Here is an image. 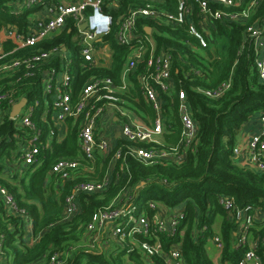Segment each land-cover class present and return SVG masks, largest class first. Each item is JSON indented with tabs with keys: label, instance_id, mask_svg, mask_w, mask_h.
Wrapping results in <instances>:
<instances>
[{
	"label": "trees",
	"instance_id": "obj_1",
	"mask_svg": "<svg viewBox=\"0 0 264 264\" xmlns=\"http://www.w3.org/2000/svg\"><path fill=\"white\" fill-rule=\"evenodd\" d=\"M136 1L121 0L116 8H104V12L112 16L113 23L110 33L102 39L112 52L109 68L88 66L77 54V47L72 41L76 32L66 28L57 36L19 51H14L13 43L4 39V57L0 60V69L15 60L30 58L54 47H64L73 53L72 102L77 100L82 85L90 76L109 78L118 85L121 83V71L130 54V46L118 45L114 35L120 17L127 12L125 10L144 5ZM249 1L246 0L247 3ZM17 2L20 0H0V33L7 27L24 31L33 23L28 18L32 8L17 14L13 12ZM156 5L157 9H166L172 13L175 11V0H164V3ZM242 6L240 9L244 8ZM252 24L264 29V0L250 14L246 23L226 26L216 24L212 34L216 39L215 46L213 49L200 50L199 56L184 43L188 38L184 26L159 24L152 19L137 20L138 34L145 35V27L154 29L152 37L156 53H171L175 92L183 89L190 114L198 126L194 145L182 163L144 165L130 157L108 163L113 150L124 144L117 139L107 156L96 157L93 174L56 187L55 178L48 175L49 169L59 158L73 160L80 155L77 146L79 120L68 119L65 139L61 143H52L50 148H41L38 163L24 166L18 162L24 146L21 140L22 137L29 138L30 133L16 128L7 115L1 117L0 183L7 188L26 216L9 214L0 199V264H47L53 254H59L65 264H162L157 257L145 258L135 247L128 250L115 243L102 251L79 247L84 240L85 227L94 214L109 206L118 194L129 190L132 204H137L143 211L148 201L157 202L169 211L183 208L184 216L175 236L169 239L162 237L161 240L165 242V249L169 244L180 243L184 264H214L206 245L213 235L212 229L217 218H220L218 234L223 242L220 262H238L246 248L237 246V224L227 219L226 211L217 200L219 196H230L240 207L250 205L264 210V173L243 167L231 159L241 126L253 114L264 113V84L257 79L252 43L246 31V27ZM190 40L195 44V40ZM51 66L57 67L58 59L46 67ZM193 71H199L201 75L194 76ZM25 73L24 67L13 72L0 71V92L15 88L16 97L25 98L29 104L37 100L40 106L43 103L50 106V99L43 95L41 89L42 73L34 70L26 78ZM227 80H230V89L216 100L207 98L196 89H211ZM130 91L132 89L127 94ZM175 92L172 98L161 95L165 102L164 113L168 116L164 123L168 130L163 136L164 147L176 145L179 140ZM128 102H131L130 98ZM136 106L151 114L152 108L146 107L142 101ZM40 111L34 115L33 121L45 133L47 127L40 123ZM48 117L50 120V115ZM137 146L148 147L145 144ZM107 167L111 174L109 187L101 193L79 196L77 215L68 222H61L63 199L71 185L77 181L99 180L105 175ZM203 228L205 230L202 232ZM253 231L259 240L262 237L259 225ZM257 251L262 256L261 264H264V248L260 242Z\"/></svg>",
	"mask_w": 264,
	"mask_h": 264
},
{
	"label": "built area",
	"instance_id": "obj_2",
	"mask_svg": "<svg viewBox=\"0 0 264 264\" xmlns=\"http://www.w3.org/2000/svg\"><path fill=\"white\" fill-rule=\"evenodd\" d=\"M175 2L173 13L154 9L150 5L125 12L120 17V24L114 35L118 45L130 46V54L120 74L121 83L117 85L109 78L90 76L82 85L75 102H72L70 92L73 79L71 75L73 53H68L64 47L61 49L54 47L30 58L15 60L0 69V71L13 72L24 67L25 78L31 76L30 72L34 70H45L46 74L41 79V89L43 95L51 102L49 107L53 127L48 131L49 137L55 135L56 126L65 125L68 119L79 120L78 142L81 157L73 160L59 158L53 163L48 175L55 178L57 186L62 187L68 181L93 174L96 157H105L112 151V146L105 137L107 135L100 128V122L107 108L113 109L121 122L119 140L124 143L113 150L108 163L126 157L144 165L185 161L198 134L197 123L190 114L183 89L175 92L171 53L169 51L156 53L151 50L147 54L145 43L148 42L153 46L151 36L137 34L136 22L144 18L164 25L184 26L188 36L184 43L187 46L191 45L193 50L206 49L214 41L212 34L215 32L216 24L226 26L232 23H246L261 0H250L243 9H240L242 0H175ZM114 5L113 0H67L52 3L45 0H20L15 6L20 10L14 8L15 14L41 6L45 17L34 21L24 31L11 27L5 29L4 39L13 43L14 51H19L36 46L70 28L76 32L72 41L77 47L79 57L88 66L101 68L104 62L111 58V53L108 50L103 51L101 63L95 59V53L107 45L102 39L110 33L113 24L112 16L105 13L104 8L109 9ZM83 23H86V27L80 30ZM246 31L252 43L257 79L264 84V29L252 24L246 27ZM189 38L195 40L196 46ZM2 41L0 40V60L4 57ZM54 59H58V66L45 68ZM192 74L201 75L199 71H193ZM131 77L134 79L132 88L136 87L140 97L152 108L155 115L149 126H140L133 122L117 97V91L128 92L130 87L127 83ZM230 87V80H227L211 89L202 87L196 89L207 98L216 100L221 98ZM174 92L177 95L175 107L180 126L179 140L176 145L164 147L160 140L164 130L161 95L172 98ZM18 101L15 88L0 92V119L7 115L16 128L30 133L29 138L22 137L25 143L18 162L24 166L35 165L38 163L41 148L47 145L43 141L42 131L32 120L40 104L37 101L32 104L26 103L11 119L9 113ZM137 144H145L148 147H139ZM232 151L233 157H240L245 167L264 173V113L259 116L258 132L247 138L246 149L241 151L233 148ZM108 168L99 180L77 181L71 185L69 193L63 199L61 222H68L77 215L79 196L101 193L109 187L111 174ZM0 199L9 214L26 216L25 211L18 207L13 196L1 183ZM131 200L130 190L123 191L109 206L95 213L85 227L84 240L79 247L102 251L115 243L128 250L138 248L145 258L157 257L162 264H184L180 243L169 244L165 249V242L161 240L162 237L169 239L175 236L184 216L183 208L169 211L157 202L148 201L143 211L137 204H132ZM217 202L226 211L227 219L237 224L235 232L237 246L246 248L242 258L234 264H261L262 256L257 248L259 242L264 248V210L250 205L240 207L230 196H219ZM149 212L151 215H148ZM257 225L262 233L259 240L255 238L253 231ZM204 230L205 228L202 232ZM209 241L220 255L223 242L218 232H214ZM1 254L2 236L0 235ZM47 264L65 263L59 254H53Z\"/></svg>",
	"mask_w": 264,
	"mask_h": 264
},
{
	"label": "crops",
	"instance_id": "obj_3",
	"mask_svg": "<svg viewBox=\"0 0 264 264\" xmlns=\"http://www.w3.org/2000/svg\"><path fill=\"white\" fill-rule=\"evenodd\" d=\"M67 0H45V2H48V3H52V2H66ZM82 1V0H80ZM114 1V7H111L109 8L108 10L112 9V8H116L119 6V3H121V0H113ZM132 1H135V0H132ZM243 1V6L245 8V5L247 4L246 0H242ZM139 5L143 4L142 6L140 7H144L145 5H150L152 8L154 9H157V5L156 4H161V3H164V0H137L136 1ZM137 5V4H136ZM175 6H176V2H175ZM138 7V8H140ZM16 10H20V8H15ZM14 9V10H15ZM158 9H161V8H158ZM31 10V13L29 15V19L34 22L38 19H42L45 17V13H44V9L41 7V6H37L35 8H32ZM131 9L128 8V10H125V11H130ZM133 10V9H132ZM163 10H166V9H163ZM20 12H25V11H20ZM29 27V26H28ZM7 28H10V27H7ZM6 29V28H5ZM3 29V32L0 33V40H4L5 38V34H4V30ZM17 29V28H16ZM19 31V29H17ZM154 31V29H151V28H148V27H145V35L146 36H151V40H152V45H150L148 42L145 43V49H146V52L147 54L153 50V52H156V45H155V42L153 40V37H152V32ZM184 32H185V27H184ZM136 33H137V28H136ZM186 33V32H185ZM138 34V33H137ZM140 35V34H139ZM187 35V33H186ZM188 37V36H187ZM188 39V38H187ZM190 39H193V38H189ZM194 40V39H193ZM194 44V43H193ZM216 44V39H214L213 43H211L207 48H210V49H213V47L215 46ZM196 46V42L194 44ZM189 47L191 48L192 51L198 53L199 56L200 55V48H197L195 50H193L192 46L189 45ZM103 48V49H102ZM206 48V49H207ZM105 50H108L110 53L111 50H110V47L108 45L106 46H103L101 47L96 53H95V59L99 61V63H101L102 61V56H103V51ZM160 52H163V51H160ZM206 57V56H205ZM111 66V58L108 60H106L104 62V65L101 66L103 68H109ZM48 68V67H46ZM45 71V70H44ZM43 69H41V73H42V76H45L46 72H44ZM128 86L130 87V89H132V91H130V94H127V93H124V92H121V91H117V97L118 99L120 100L121 102V106L122 108L130 115V117L132 118V121L135 122L136 124L140 125V126H149L151 125L152 121H153V118H154V113H153V110H151V114L147 113V111H145L143 108H140L138 106H136V104H139L140 101H142L146 107H149L151 108L141 97L140 95L138 94V92L136 91V87L134 86L132 88V85H134V80H130L128 81ZM129 89V90H130ZM128 90V91H129ZM128 98H130V101L131 102H128ZM22 98H19V100H21ZM37 101V100H36ZM39 103V101H37ZM28 103V102H27ZM34 103V102H33ZM164 103H162V107L164 106ZM29 104V103H28ZM32 104V103H31ZM40 104V103H39ZM23 108V107H22ZM21 108V109H22ZM20 109V110H21ZM41 110L40 111V123L43 124V125H46L47 127V132L44 133V129L42 130L34 121V123L40 128V130L42 131V135H43V141L46 142V146L45 148H50L51 147V144L52 143H61L65 137H66V133H67V125L65 123V125H61V126H56V129H55V135L53 137H49L47 134H48V131L50 130V127H53L52 125V122H51V108L46 104V103H43L42 106L39 105V107L36 109V111L34 112V115L37 113L38 110ZM163 109V108H162ZM115 113V112H114ZM33 115V117H34ZM50 115V120H49V116ZM261 115V113H255L253 114L252 116H250L249 120H247V122H245L237 136H236V140H235V144L233 146V148L235 149H238V150H245L246 149V143H247V138L251 135V134H255L258 132L259 130V116ZM168 119V116L165 115L164 113V109H163V135L161 136L160 140L163 141V136L165 133L168 132V130L164 127V123L165 121ZM33 120V118H32ZM113 122H117L118 117L116 116V113L113 115V118H112ZM119 129L120 128H117L115 131H112V136L109 137V136H104L107 138V140L110 142L111 146L113 145V142L114 140H119ZM105 133V131H104ZM45 134V135H44ZM118 135V136H117ZM23 141V139L21 140ZM24 142V141H23ZM25 143V142H24ZM80 143L78 142L77 146H78V151L80 153V155L78 156V158L81 157V151H80ZM234 162L235 163H238L240 164L241 166L245 167L244 165V162L242 161V159L240 157L238 158H234ZM8 165L10 166V168H12V165H10L8 163ZM55 186L57 187V184L55 183ZM220 219V218H219ZM216 222V221H215ZM219 224H220V220L218 222V230H219ZM213 227L215 228L216 225L214 224ZM217 230V231H218ZM29 233H31V230H29ZM217 233V232H216ZM208 248L209 249H212V253L210 255V258L212 260V262L214 264H220V255L218 253V251L215 249V247L213 246V244L211 243V241L208 242Z\"/></svg>",
	"mask_w": 264,
	"mask_h": 264
},
{
	"label": "rangeland",
	"instance_id": "obj_4",
	"mask_svg": "<svg viewBox=\"0 0 264 264\" xmlns=\"http://www.w3.org/2000/svg\"><path fill=\"white\" fill-rule=\"evenodd\" d=\"M68 53H72L71 50H68ZM114 110L111 109V108H107L105 110V113L103 115V118L100 122V128L103 129L105 131V134L109 137L112 136V131H115L117 128H120L121 127V122L119 120H117V122H113L112 118H113V115H114ZM233 150V149H232ZM231 159L234 160V157H233V151H232V156H231ZM218 222H219V218L216 219V222H215V225L216 227L214 228L213 227V233L214 232H218ZM208 244L206 245V249H207V252H208V255L213 252L212 249H209L208 248ZM209 255V257H210ZM211 259V258H210ZM39 264H41V262H38Z\"/></svg>",
	"mask_w": 264,
	"mask_h": 264
},
{
	"label": "water",
	"instance_id": "obj_5",
	"mask_svg": "<svg viewBox=\"0 0 264 264\" xmlns=\"http://www.w3.org/2000/svg\"><path fill=\"white\" fill-rule=\"evenodd\" d=\"M86 27V23H83L81 26H80V30H83L84 28ZM27 103V100L25 98H22L21 100H19L16 104H14L11 108V111L9 113V117L11 119H13L20 111V109L22 107H24ZM118 136V135H117Z\"/></svg>",
	"mask_w": 264,
	"mask_h": 264
}]
</instances>
